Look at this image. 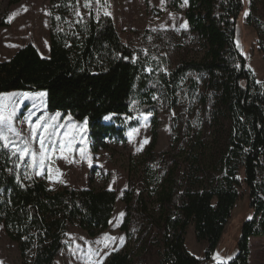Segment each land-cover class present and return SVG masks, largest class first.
Instances as JSON below:
<instances>
[{"label":"trees","instance_id":"1","mask_svg":"<svg viewBox=\"0 0 264 264\" xmlns=\"http://www.w3.org/2000/svg\"><path fill=\"white\" fill-rule=\"evenodd\" d=\"M248 1L244 22L257 33L264 59V0ZM51 4L49 58L28 45L0 60V95L45 92L49 112L87 123L94 150L124 140L123 117L153 115L147 154L150 162H162V184L152 194L128 182L121 230L139 234L143 253H154L156 264H197L186 248L190 227L207 245L206 261L212 259L240 198L243 171L253 216L226 264H249L251 239L264 237V82L247 67L239 45L246 1L188 0L186 23L204 55L176 65L169 33L145 42L146 50H133L110 17L80 19L76 0ZM167 6L181 12L183 2L167 0ZM163 114L172 116L176 154H154ZM108 116L111 122L104 123ZM26 174L17 157L0 149V227L18 245L21 264H54L69 226L90 238L108 229L117 203L113 190L52 191ZM132 255L114 253L106 264H133Z\"/></svg>","mask_w":264,"mask_h":264},{"label":"rangeland","instance_id":"2","mask_svg":"<svg viewBox=\"0 0 264 264\" xmlns=\"http://www.w3.org/2000/svg\"><path fill=\"white\" fill-rule=\"evenodd\" d=\"M51 1L22 0L9 5L10 0H0L1 61L11 59L16 52L28 45L34 46L42 58H49ZM245 1V12L248 13L249 1ZM182 2V11L175 12L168 8L167 0H163V3L161 0H89L90 7L87 8L84 7L85 0H76L75 13L79 10L80 15L77 16L80 19L89 16L96 19L101 16L110 17L122 42L133 50H146L145 42L148 45L152 44L157 34L173 35L175 43L169 56L172 65H176L183 61H199L204 55L202 47L194 42L188 26L182 27L186 22L188 0L186 3L185 0ZM245 17L244 14L240 21L239 45L247 67L254 73L257 81L263 83L264 59L259 51L258 35L253 28L245 24ZM12 93L24 92L0 95V107L7 111L11 109L14 100L20 101L15 105L14 119L16 127L25 135L28 133V125L23 122V118L30 112L35 114L32 117L33 121L37 117L43 116L47 119L48 116L57 113L48 111L45 92H27L28 98L13 97ZM40 93L45 95L40 96ZM59 113L61 115L57 118L58 122L67 127L59 129L61 135L58 141L62 139L66 144L70 143L72 150L65 148L63 152L52 153V161L46 160L43 168H32L19 161L20 166L28 171V175L43 181L49 190L62 191L68 188L81 190L88 187L96 190L111 189L117 195V203L108 229L96 238H90L81 229L69 226L65 246L54 264H106L114 253L126 252L133 253V264H156L154 253H143L144 245L139 234L127 237L121 230L125 219L122 196L128 182L134 183L137 192L143 188L152 194L154 193L152 190L160 189L162 184V162H150V156L147 154L151 143L153 115L136 113L133 117H123L122 125L126 130L124 140L109 141L106 150H94L89 140L87 123L77 122L69 114ZM171 117L169 114L159 116V137L154 154H176L171 139ZM111 119L112 116H108L104 123H110ZM145 139L147 143H144ZM81 148L86 149L91 166L88 160L81 158L79 152ZM148 165L149 169L146 170ZM238 177L240 198L210 261L205 259L207 245L196 241L192 227L187 231L186 248L197 264H220L219 259H214L217 254L220 259L228 257L226 260L228 263L237 254L243 225L253 216L243 171ZM154 202L152 199L151 210L156 209ZM0 264H21L18 245L7 237L3 227H0ZM249 264H264V237L251 239Z\"/></svg>","mask_w":264,"mask_h":264},{"label":"snow or ice","instance_id":"3","mask_svg":"<svg viewBox=\"0 0 264 264\" xmlns=\"http://www.w3.org/2000/svg\"><path fill=\"white\" fill-rule=\"evenodd\" d=\"M161 2L163 3V0H161ZM186 2L187 0H185V3ZM84 7H90L89 0H85ZM105 14L107 15L109 13ZM247 14L248 13L245 12L246 16ZM76 15H80L79 10H77ZM57 19H59V17H57ZM186 26L185 22L182 27ZM39 95L44 96L45 94L40 93ZM11 96L28 98L27 93H12ZM19 102V100H14L11 109L7 111L3 107H0V149L7 150L11 153V156L17 157L21 163H25L32 168H43L46 160L49 162L52 161V153L56 151L63 152L65 148L69 151L72 150L70 143L66 144L62 139L58 141V137L61 135L59 129L67 127V125L58 122L57 118L61 115L59 112L55 113V115L48 116L47 119L43 116L37 117L35 121L32 119L35 114L30 112L29 115L23 118V122H26L28 125L27 135L19 130L16 127L14 119L16 116L15 105ZM105 118L107 119L108 117ZM145 119H147V117H145ZM64 135H66V133H64ZM82 142L81 140V143ZM147 142V139H145L144 143ZM139 150L140 149H138V151ZM79 152L81 158L88 160L89 166H91V160L86 149L81 148ZM65 159H67V157H65ZM37 174H40V172H37ZM26 178H30V176L26 174ZM120 215L122 216L123 213ZM120 239L122 240L123 238ZM214 259H219L220 264H226V260L229 258L225 257L220 259L219 254H217Z\"/></svg>","mask_w":264,"mask_h":264}]
</instances>
